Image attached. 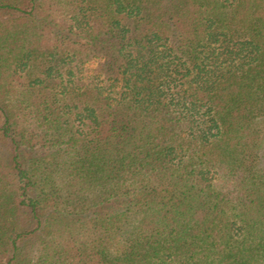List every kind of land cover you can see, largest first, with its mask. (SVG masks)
Masks as SVG:
<instances>
[{"label":"trees","instance_id":"16d2710c","mask_svg":"<svg viewBox=\"0 0 264 264\" xmlns=\"http://www.w3.org/2000/svg\"><path fill=\"white\" fill-rule=\"evenodd\" d=\"M0 264H264V0H0Z\"/></svg>","mask_w":264,"mask_h":264}]
</instances>
